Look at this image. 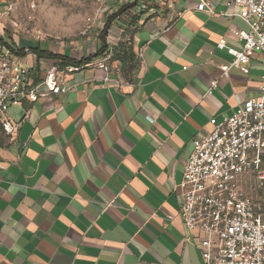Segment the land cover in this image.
Segmentation results:
<instances>
[{"label":"crops","instance_id":"0c3cea01","mask_svg":"<svg viewBox=\"0 0 264 264\" xmlns=\"http://www.w3.org/2000/svg\"><path fill=\"white\" fill-rule=\"evenodd\" d=\"M191 7H161L129 32L92 33L77 42L92 53L85 58L14 41L35 84L55 68L68 92L11 105L16 130L0 125V264H203L173 187L192 139L258 96L262 55L248 74L223 75L242 46L233 32L247 26ZM8 11L0 0V50L9 48ZM120 38L131 41L130 63L102 55ZM37 48L72 61L38 59Z\"/></svg>","mask_w":264,"mask_h":264},{"label":"built area","instance_id":"2783aa9c","mask_svg":"<svg viewBox=\"0 0 264 264\" xmlns=\"http://www.w3.org/2000/svg\"><path fill=\"white\" fill-rule=\"evenodd\" d=\"M107 0H96L97 9L87 20L89 26L99 21ZM119 5L133 3L121 13L123 23L151 17L161 7L180 2L192 4L198 13L221 18H238L247 30L234 31L242 42L240 50L231 51V60L220 66L223 75L234 68L249 73L250 61L262 55V71L257 97L247 100L231 115L224 117L210 131L195 136L183 166L182 180L173 190L179 192L181 223L197 248L203 264H264V219L257 203L244 185L252 182L264 188V0H117ZM217 48L223 49L222 43ZM101 65V64H100ZM30 66L9 48L0 50V125L6 133L16 130L7 119L11 105L31 103L39 98L66 94L51 68L35 84ZM217 85L211 82V89Z\"/></svg>","mask_w":264,"mask_h":264},{"label":"rangeland","instance_id":"374dc122","mask_svg":"<svg viewBox=\"0 0 264 264\" xmlns=\"http://www.w3.org/2000/svg\"><path fill=\"white\" fill-rule=\"evenodd\" d=\"M8 4L7 17L11 25L8 47L14 50L17 49L14 41L26 38L59 48L67 46L72 57L85 58L92 53L81 51L77 46L78 41L86 42L92 33L100 35L107 33L111 27L117 28V24H124L121 13H118L120 7L115 3L111 5L110 0L102 6V17L91 26L87 20L97 9L96 0H8ZM244 189L257 203L264 219V188H256L248 181Z\"/></svg>","mask_w":264,"mask_h":264},{"label":"trees","instance_id":"16d2710c","mask_svg":"<svg viewBox=\"0 0 264 264\" xmlns=\"http://www.w3.org/2000/svg\"><path fill=\"white\" fill-rule=\"evenodd\" d=\"M124 9H120L118 13H122ZM116 16L113 15L114 18ZM137 18H134L130 21V23L128 24H123L122 26L124 27V31L123 32H129L130 27L131 26H136L137 25ZM108 25V22L107 24ZM125 25V26H124ZM10 50H12L13 52H15L19 57H23L24 56V51L18 50L17 52L14 51L11 47H9ZM32 53L39 59V58H45V59H59L60 60V66H66L67 64H69L72 59L67 58V57H61V56H56L51 54L48 51H43L39 48L35 49V50H31ZM101 52L103 53L102 55L106 54L107 52L110 54V58L114 59V60H118L119 62L123 63V64H127L132 62V60L134 59V54L132 52V48H131V41L129 40H123V39H119L115 44L110 45L109 47H104L101 49ZM107 53V54H108Z\"/></svg>","mask_w":264,"mask_h":264}]
</instances>
